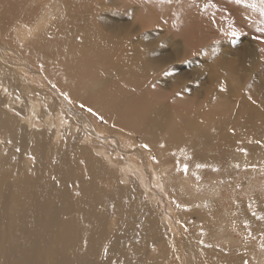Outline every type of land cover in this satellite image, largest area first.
I'll return each mask as SVG.
<instances>
[{
	"label": "bare ground",
	"instance_id": "bare-ground-1",
	"mask_svg": "<svg viewBox=\"0 0 264 264\" xmlns=\"http://www.w3.org/2000/svg\"><path fill=\"white\" fill-rule=\"evenodd\" d=\"M35 1L33 0L34 4ZM38 1V9L41 6L43 8L45 0ZM80 1L63 0L62 7L69 11L68 17H59V12H56V16L53 14L55 11L51 13L56 16L54 21H58L56 26L63 29L56 33L57 36L60 34L59 37L65 41L76 42L72 52L69 53L68 50L67 55L71 56V59L66 57L68 64L77 66L80 62L78 66L85 68L83 71L76 67L83 71L77 73L72 65V72L69 68H63L66 60L60 63L56 60V67H59L58 70L62 73L60 78L59 75L55 74L57 77H54L50 73L54 70L51 64L53 62L45 56L44 43L48 42V37H44L43 33L39 34L49 23L40 22L42 20L38 19L41 15L37 13L34 20L29 19L36 20L32 26L29 25L31 31L30 27L29 32L25 31L21 26L18 27L21 21L19 14L23 7L30 5V0H0V33L14 28L16 32L13 33L21 46L32 44L29 51L32 58L28 60L25 55L28 51L0 43V264H222L220 258H217L220 257L219 252L222 249L214 246L216 241L206 238L212 243L203 244L199 238L204 235L200 232V235H197L191 229L192 226H199V218L202 216L191 213L189 205L186 206L189 207L190 213L179 207L182 202L178 200L185 197L187 187H190L185 183L188 180L184 182L183 178L178 179L175 176L178 182L174 179L176 184L171 188L166 178L168 168L157 170L159 166L154 167L147 156L156 152L160 159L163 157L165 160L162 165H166L172 158L158 152L159 148H164L186 155L196 163L211 166L213 158L217 155L243 146L246 141L240 142L242 133L237 132L236 126V131L219 137L222 125L219 122L213 124V121L212 124L209 123L211 114L215 121V117L219 115L218 111L221 114L219 106L213 104L219 98L218 88H207L205 93L196 89L190 93L188 86L179 79L180 86L157 88L160 93L164 91L163 88H168L167 96H154L155 93L149 95L151 90L148 91L145 84V81L148 82L147 77L145 81L142 79L151 73L155 83L156 76L161 71L160 76H168L169 69H165L168 64L174 62L178 54H167L160 45L149 43L145 37H136L135 31L132 34L130 29L121 27L120 23L117 24L118 21L109 20L98 11L95 12L94 20L101 24L104 32L99 29L93 31L91 25L94 16L86 9L78 7ZM84 2L83 0L81 4H85ZM103 5L101 3L99 7ZM89 6H92V3ZM74 28L80 29L82 33L77 34V29ZM77 57L78 63H75ZM31 63L37 64L36 68L32 67ZM38 65L48 74L50 82L69 96V105L65 99L51 94L47 95L46 100L40 97L35 102L31 100L28 103V98L37 91L36 87L42 94L46 93L43 86L30 89L27 85L31 78L32 81L34 78L42 79L44 74L38 70ZM99 68L104 70L105 74L99 79L95 77L96 80L94 78L95 81H92L93 78L89 74H92V69ZM140 72L144 77L141 75L142 79H135L134 76ZM83 80L92 81V86H99L98 90L104 88L92 93V110L97 112L100 109L98 113L110 123L120 125L132 135H140L147 153L142 149H132L131 143H122L120 138L112 135L105 143L95 145L104 149L106 158H109L107 163L95 154V150L91 151L86 142L84 145V141L80 140L83 145L79 144L81 136L83 138V128L79 126L77 131L74 124L83 120L87 128L92 127V122L87 119V112L82 110L86 95H83L82 91L79 92L82 89H76V86H82ZM118 82L122 84L119 85ZM121 85L132 86L138 90L131 95L129 91L132 88L129 87L128 91L127 87L122 88ZM111 86H120L122 93L117 92L119 90L113 91ZM35 94L39 96L40 92ZM26 96L28 98H25ZM188 96L192 102L185 100L189 99ZM24 99L28 105L21 104ZM186 102L188 107L184 105ZM73 104L78 105L81 112L71 107ZM26 106L28 112H24ZM77 117L80 118L77 120ZM213 147L215 148L212 149ZM30 159L34 161L32 164ZM110 161L114 163V169L109 167ZM200 163L198 175L203 176L205 170ZM116 165L120 166V170L116 169ZM152 167L154 172L151 171ZM128 169H135L143 181L146 177L149 182L159 186L158 190L151 189V193L147 192L150 203L158 201L162 195H169L167 197H170L171 201L177 200L174 219V216H168L167 219L165 214L166 217L163 216L161 221L159 216H155L150 203L143 199L141 183L129 177ZM215 196L212 199L214 205L219 198L218 194ZM208 201L205 200L204 203ZM184 203L186 204L185 201ZM204 203L200 205L206 209ZM158 206L160 208V204ZM233 209L234 207L229 208V213L234 212ZM234 214L248 225V214L241 210ZM185 229L189 237L181 233ZM203 239L205 241V238ZM166 240L174 243L170 260L167 257L160 258L162 254H149L153 247L163 245ZM233 243L238 244L235 239ZM155 251L157 252V249ZM239 255L241 257V254Z\"/></svg>",
	"mask_w": 264,
	"mask_h": 264
},
{
	"label": "rangeland",
	"instance_id": "rangeland-1",
	"mask_svg": "<svg viewBox=\"0 0 264 264\" xmlns=\"http://www.w3.org/2000/svg\"><path fill=\"white\" fill-rule=\"evenodd\" d=\"M58 1L59 0H52L51 4L50 0H45L43 8L41 6L39 10L37 6L39 1L36 0L34 4L33 0H30V5L23 7L20 11L19 17L21 18V21L18 27L21 26L23 30L25 29V31L30 27L29 30L31 31V26L36 20L30 21L29 19L34 20L37 13H40L41 15L38 19L42 20L40 22L49 23V26L44 29L45 31L42 30L39 34L43 33V35H45L44 37H48V42H44L46 44L45 56L54 63H51L54 70L50 73L53 74L54 77L59 75L58 77L61 78L62 73L59 71V67H56L55 63L57 61L60 63L61 61L66 60L64 65L65 67L63 66V68H69L72 72L75 71L77 73H81L85 68L82 69L83 67L81 68V66H78L80 65V62L78 63L77 61L78 57L75 61V63H78L77 66L72 64L74 66L73 67L68 64L69 60L66 57L68 56V58L71 59V56L67 55L68 50L69 53H71L73 50L72 47H75L76 42L70 43L71 41L68 40H66L68 41L66 42L65 39L59 37L60 34L57 36L58 32L63 29H61V26H56L58 25V21H54L57 16L56 14L59 12V17H66L69 14V11L62 7L63 0ZM84 1L85 4H81L83 3V0H81L78 7H80V9H86L90 12L89 14L91 16H94L96 14L95 12L98 11L101 15L107 17V19H115L114 21H118L117 24L120 23L121 27L128 28L127 30L130 29L129 31H132V34L133 31H135L136 37H145V40L149 43L157 46L160 45V48L162 50L165 49L164 52L167 54L170 53L174 56L178 54L176 56L177 59L175 58L174 62L172 64H168L169 66L165 69L167 70L168 68L171 74L169 73L168 76L162 77L160 76L161 71L159 73L160 75L157 74V80L155 83L152 81V77H154V75L151 76V73L150 76L145 75V77L142 72H140V74L137 73V75L134 76L135 79L138 77L137 80H140L143 77L144 78L142 80H144L147 77L148 82L144 81L145 84H147L146 86H148V91L151 90L148 92L149 95L150 93L151 95L155 93L154 96H167L168 88H163L162 90L164 91H161L160 93L158 92V89L160 88L159 86H178L179 79H182L185 86H188L190 93H193L196 89L205 93L207 88H218L219 98L213 104L219 106L218 108L221 110V114L220 111H218L219 115L215 117L217 121L213 120L214 118H212L213 116L211 114L209 123L212 124L213 121V124L219 122L222 125V128L219 131V137H223L227 132L236 131V126L238 128L237 132L242 133L240 136V142L244 143L246 141L245 144H243V146L240 145L239 148L231 149L223 154L217 155L213 158L212 164H210L211 166L199 162L202 169L205 170L203 176L198 175V172L200 171L199 163L191 160L186 155H180L164 148H159L158 152L172 158L166 162L167 166L162 165L165 160L163 157L160 159L156 152L151 153L152 155L147 154L148 160L154 165V167L159 166L157 170L168 168L166 178L170 183V187L172 186L171 188H173L176 181L178 182V179L180 178H183L184 182L188 180V182H185L186 186L189 184L188 186L191 188L187 187L189 189L188 190L186 188L188 193L186 191L185 197L183 195L184 198L181 197L178 200L182 202V206L180 205L179 207L184 208L187 212L191 209V213H195L197 216H202L199 218V226H192L191 229L195 231V234L197 235H200L201 233L204 235L202 238L200 237L202 240L199 238V241L203 244H206V242L212 243L207 241V239H214L212 241H216L214 246L222 249V251L219 252L220 257H217L220 258L222 264H231L232 261H234L232 264H252L255 262L264 263V261H261L264 260V0ZM100 2L104 5L99 7V5H101ZM91 3L92 6H89ZM109 4L111 5L109 6ZM45 7H47V9ZM53 11H55L53 14L56 16L51 14ZM16 18H18V15H16ZM94 19L95 16L93 21L96 23L93 22L91 29L93 31H98L99 29L104 32V28L100 26L101 24H97L98 22ZM91 22L92 19L90 20V24ZM90 24H88V26ZM76 29L77 28H74V30ZM12 30L6 29L5 32H2L1 30L2 33H0V43L4 45H12L13 47H20L22 50L28 51L25 55L27 56L26 58L30 60L32 58V54H30L31 52L29 51L32 44L21 46L14 35L16 32L15 29L13 28ZM80 32L82 33L80 29L76 30L77 34ZM174 52L176 53L174 54ZM9 55L12 56V54ZM12 57L16 56L13 55ZM31 65L35 68L37 66L35 63H31ZM41 67V65H38L37 68H40L38 70L44 74L43 77L41 76L42 79L34 78L32 81L31 78V80L27 82V85L30 89L36 86H43L46 93L44 92V94H42L41 90L36 87L37 91L35 90V92H40V95L38 96L34 92L32 97L28 98V96H26L25 98H28V103L31 102V100L32 102H35L40 97L43 98V100H46L45 98H47V95L51 94L59 99H65L67 105H69L68 102L71 103V100L68 98L69 96L67 97V95L64 94L56 84L50 82L51 80L48 74L45 73ZM71 67H73V69L75 68L74 71ZM76 67L81 68L83 71L79 68H77V70ZM165 70L163 69V71ZM98 73H100V75ZM55 74L57 76H55ZM102 74H105L104 70L99 68V70L92 69V74L89 75L90 77L92 76L93 81L95 77L99 79ZM141 75L143 76L142 78L140 77ZM92 81L89 80L88 82V80H85V82H87L85 83L83 80L80 88L79 86H76L78 91L79 89H82L79 92L82 91L81 93L83 95L85 93L86 95L84 96L85 104H82V110L87 112V119L92 122V127L89 128H87L84 123L85 121L83 120L80 121L81 124L79 122L74 124L77 131H79V126L81 129L83 128V138L81 136L79 144H82L81 141H84V145L87 143V147L91 151L95 150V154L101 160L107 161V163L109 158H106L107 156L104 149L95 147V145L96 143H105L106 140H109V137H112V135L113 137L115 135V137L117 136L120 138L122 143H131L133 147L132 149H142V151H145L146 149L143 147L144 143L140 135H132L131 132H128L120 125L110 123L109 120H106L103 115L98 113L100 109L97 110V112L92 110V93L104 90V88L98 90L99 86H92ZM149 81L151 82L149 83ZM120 83L121 82H118L119 85ZM113 87L111 86V89L113 91H117L125 86H122V88L120 86H116L117 88L115 86ZM126 87L129 91L130 86ZM130 88H132V86ZM137 90L136 88H132L129 92L133 95V93H136ZM120 91L121 90L117 92L122 93ZM42 95L44 97H42ZM60 96L63 97L61 98ZM33 97L36 98L33 99ZM88 99L89 101H87ZM190 99V97L189 99L185 98L188 102H192ZM188 102L184 103L186 107L189 106ZM23 103L24 105H28L26 104L25 99L21 102V104ZM27 107L28 106L25 107V110L27 111L24 110V112L29 111ZM71 107H74L78 112H81L78 105L73 104ZM212 110L214 111L215 108H212ZM12 113L18 115L15 112ZM18 117H21V115H18ZM79 118L80 117H77L76 119L78 120ZM203 120L206 122L205 117H203ZM91 133L94 135L93 137ZM130 135H132V137ZM214 148L215 147L212 149ZM30 160L32 164L34 161L33 159ZM135 160L140 162L137 158H135ZM141 164L143 165V163ZM113 166L114 163L110 161L109 167L113 168ZM115 167H117V170H120L119 165H116ZM154 167L151 168L152 172H154ZM27 168L30 170L29 166H27ZM170 168L173 170H170ZM179 169H182V171ZM128 170L130 174L129 177L135 181L139 180L138 183H141L140 189L144 193V195L142 194L143 199L146 200V202H149L147 192L151 193V189L158 190L159 186L149 182L146 177L143 181L141 175L135 169ZM170 171L173 174L176 171V175H173ZM174 177L178 179H175ZM174 179L176 181H174ZM192 181H194L193 184ZM197 184L199 186H196ZM216 194L219 195V198L216 200L214 205L212 199L216 197ZM167 196L169 195H162L161 198H158V201L154 200L151 201V203L149 202V205H151L150 207L153 208L155 216H159L158 218L161 221L163 216L166 217L167 215V219L174 216V219V214H176L174 211H176L177 200L171 201L170 197L168 198ZM194 197L195 199H193ZM205 200L209 201L204 203ZM153 203L157 205H154ZM202 203H204L206 209L201 207L200 204ZM159 204L160 208L158 206ZM186 205H189L190 209ZM193 206L195 207L193 208ZM231 207H234L233 210L236 213H239V210H241L248 214V225L246 223L244 224L237 214H234V212L229 213L228 209ZM172 209L173 211H171ZM159 211L160 213H158ZM229 220L231 223H235V225L233 226L230 222H228ZM181 233L184 236L187 235L186 237H189L187 229L182 230ZM221 236L222 239H220ZM203 238H205V241H203ZM234 239L238 242V244L233 243ZM162 244L163 245L161 246L159 245L157 247H153L149 251V254H162L164 256L160 255V258L162 257L165 259L167 257L168 260H170L172 254L171 247L174 243L166 240V242L164 241ZM166 246L169 248H166ZM155 249H157V252ZM239 254H241V257Z\"/></svg>",
	"mask_w": 264,
	"mask_h": 264
}]
</instances>
